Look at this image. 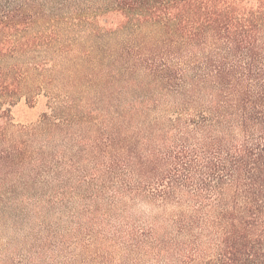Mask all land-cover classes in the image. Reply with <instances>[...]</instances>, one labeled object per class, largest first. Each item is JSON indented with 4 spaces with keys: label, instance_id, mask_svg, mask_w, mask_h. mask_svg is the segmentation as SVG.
Returning <instances> with one entry per match:
<instances>
[{
    "label": "trees",
    "instance_id": "obj_1",
    "mask_svg": "<svg viewBox=\"0 0 264 264\" xmlns=\"http://www.w3.org/2000/svg\"><path fill=\"white\" fill-rule=\"evenodd\" d=\"M33 1L0 2V139L21 97H55L0 150V264L54 263L57 208L78 264H264V0H59L50 93Z\"/></svg>",
    "mask_w": 264,
    "mask_h": 264
},
{
    "label": "rangeland",
    "instance_id": "obj_2",
    "mask_svg": "<svg viewBox=\"0 0 264 264\" xmlns=\"http://www.w3.org/2000/svg\"><path fill=\"white\" fill-rule=\"evenodd\" d=\"M1 1H11L15 4H24L27 0H0ZM32 5H34L35 9L33 10L36 14L35 17V23L33 32L34 33H42L43 37L50 38L52 37V40L50 46L44 47L46 51L45 57L48 59L46 61V65L44 67V71L42 74L38 76V81L36 80V77L34 73H31V77L29 79L28 85H34L35 83H42L44 91H47L48 93L52 92L51 85L49 83V79L52 75V71L54 73L59 72V67L63 63V56H59V0H34L32 2ZM40 13H43L40 15ZM71 36H74L71 33ZM67 39H69V36H63ZM57 50V51H56ZM68 54L75 56L77 54L76 48L69 47V50L67 51ZM50 60V61H49ZM62 60V61H61ZM49 61V62H48ZM28 65V63H27ZM26 65V66H27ZM50 84V85H49ZM57 92V91H56ZM50 96L55 97V95L51 94L48 95L45 92H41L39 94H35L32 102L29 103L27 101V98L21 97L19 101L12 107L9 108L10 110V116L12 125L10 127H7L4 130V137L3 139H0V150L7 149L9 145L12 144V142L20 139H24L25 136L18 134L16 131L20 129H24L28 131L31 130L44 113H50V102L48 98ZM57 96L59 97V92H57ZM53 100V98H52ZM53 102H51L52 105ZM50 105V106H51ZM26 132V131H25ZM47 134V133H43ZM59 137V136H56ZM48 138L46 136H39L36 138H32L28 141V147L31 153L34 154H41V151H44L45 153L54 154L56 151H59V139L54 143V147L52 145L48 144ZM58 161H59V154H58ZM2 162L0 161V165ZM6 174V169H0V177L1 175ZM6 179H9V175L6 177ZM6 181V180H5ZM147 209V207H138L134 209V212H143ZM66 220L65 218H63ZM63 219L60 220L59 223V208L55 211V214L50 213L49 215H46L45 221L50 226V232L54 233L53 240L55 242L62 241L65 245H68L69 248L62 247V251H59V246L54 247L51 249V253L55 256L54 263H51L48 259V255H46L45 260H37L36 263L43 264L42 262L45 261L47 264H68L67 261H74L76 264L79 263V260L81 259L80 256V250L78 249L76 245V240L74 241L75 237L77 235H67L66 239H60L59 235H63L65 227H69L68 223H66ZM27 220L30 221L28 224L21 223L18 227L21 230V233L18 237H16L17 242H21L19 238L24 236L26 233H37L39 231V223L34 218V215H30ZM41 220V219H39ZM17 236V235H16ZM14 238L15 234L9 233V231H6L4 235L0 238V243H5V238ZM40 237L44 239L46 237V233L43 232L40 234ZM80 239V237H79ZM7 240V239H6ZM8 241V240H7ZM31 243V240L27 241L25 244L26 247H29ZM29 249V248H28ZM97 249L96 244L94 247H91L88 250V253L93 252ZM122 255V253H120ZM58 256V257H57ZM32 257H28L25 259L24 264H30L32 263ZM82 261V260H81ZM84 264H95V262L90 261L89 256L86 255V261L82 262Z\"/></svg>",
    "mask_w": 264,
    "mask_h": 264
}]
</instances>
